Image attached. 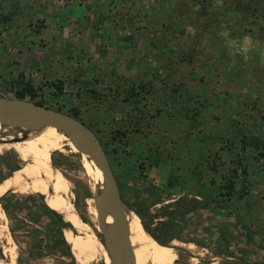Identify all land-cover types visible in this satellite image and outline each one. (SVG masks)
<instances>
[{
    "label": "rangeland",
    "instance_id": "rangeland-1",
    "mask_svg": "<svg viewBox=\"0 0 264 264\" xmlns=\"http://www.w3.org/2000/svg\"><path fill=\"white\" fill-rule=\"evenodd\" d=\"M50 2V8L47 9L50 12L44 15V13L40 14L37 10L33 14L31 13L32 10L25 8L29 7L28 4L31 3L29 0H0V3H3L2 11L11 13V17L13 16L11 29L15 30L13 33L11 31H0V97L13 98V93L18 88L14 82L19 69L23 74V81L28 79L33 83L37 79H40L43 83L48 82L55 74L56 77H60V73H62L61 76H63L64 81L63 94L57 101L60 104L64 102L66 106L77 108L81 117L80 120L85 126H87V122L83 120L84 118L92 121L98 119L96 114L91 115L92 106H95L96 103L94 101L88 103V100L83 97L86 94L85 88L96 89L98 93H104L107 88H114L117 80L112 81L111 78H113L115 71L114 67H117V58L114 59L112 64L114 67L110 65L108 71L105 70L103 73L104 76L108 75L110 81L107 83L101 81L102 78H98V75H95L93 80L89 79V82L86 83L84 73L97 70L93 64H87L85 68L82 60L79 64L74 63V60L78 58L75 59L80 49L79 45L73 41L69 43L61 42L63 50H58L61 61L53 62L54 56L48 54L51 52L50 48L47 49V54L40 51L41 58L34 60L32 57L36 54H32V51L29 50H33L34 46L37 47L40 40L45 41L47 47L50 42L46 39H51L50 36L53 35L55 30V23L58 22L63 26L68 24L72 27V31L86 35L87 43H90L95 53L100 55V51L103 53L100 50L103 46L99 47L100 45H106L111 40L112 42L114 40L125 41L128 44V49L122 45L119 48L123 49V53L128 54L127 65L133 68L135 66L134 57L139 55L141 59H145L147 57L146 50L151 42H155L157 45L156 42L160 41L162 47L174 51L175 45L183 44L189 38L191 29L186 24L176 21L177 8L183 12L188 8L198 11V6L194 5L192 0L181 1L184 6L180 5V0H51ZM218 2L219 0L213 1L216 6H218ZM17 3H20L21 6L20 9L15 10L17 9ZM38 5L31 8L40 9ZM52 13H54L53 16L50 15ZM33 16L35 19L44 17L45 21L44 28L40 29L41 34L38 36L37 42L32 41L35 44L34 46L30 44L28 38L21 37L23 27L20 26V19H30ZM224 16L227 17L223 20L219 18L218 25L213 27L209 31L210 34L207 33L204 37L203 51H209L211 54L209 59L211 60L224 47L225 55L232 58L228 63V67H233L234 70L229 73L226 70L225 74V81L230 77H236V81L228 89L231 93L220 94L221 89L214 87L209 80L210 75L214 72V66L211 68L208 65L207 67L202 65L208 73V80L189 82L193 84L194 94L197 96L202 95L201 99L198 98L200 102L186 103L187 91L183 88L178 90L179 95H181L178 103H171L167 96L161 95L156 101V108L160 111V116L157 117L159 125L155 127L153 123H148L142 127L143 132L152 129L157 133L159 140L171 142L168 144L170 147H167L159 153L158 158L156 156L154 159L151 156L148 157L150 152L147 151V149H152L155 146L151 141H154V138H147L145 144H141L138 139L134 138L125 148V152L128 153L127 157L123 158L118 154L108 155L110 163L114 167L117 185L120 186V189L118 188L119 194L123 196L122 198L127 203L132 204L134 201H142L150 204L154 195L149 194L147 190L157 189L154 192L158 201L148 208L147 213L151 217L150 219L146 218L144 221L147 225V231L145 232L150 237L154 235L159 241H163V245H168L171 240L177 242V244L180 243L174 248L177 254L175 264H190V258H194L198 264H264V253L262 255L254 253L249 257H243L239 252L230 255L227 251L228 254H221L219 250L213 247V239L210 235L204 236L201 229L206 226L205 224L210 225L212 223L210 221L214 217L212 215L215 213L214 207H209L207 210L203 209L200 212L196 211L191 215L192 217L190 214L184 215L180 220L178 219V222H175L176 219L174 218L177 216H174V214H176L177 208L172 207L170 204L171 201L177 198V195H184L182 199L192 197L188 195L191 192L186 184L191 180V174L195 175L193 167H196V161L199 160L197 156H200V160L205 159L206 153L216 148L217 143L215 140L219 141L222 135L233 132L243 134L246 139V148L242 155L248 167L247 189L244 196L247 195L248 190L250 191L249 188L255 190L254 185H264V124L260 118L261 101L264 100V44L256 43L253 39L229 40L228 31L231 26L230 19L233 18V15L226 12ZM122 19L124 20L122 21ZM83 22L86 24L84 27ZM105 22H108L106 26L103 25ZM170 22L174 24L171 28H167ZM72 23L78 24L74 25ZM79 25H81V28H77ZM259 25L263 26V23L255 21L248 27L258 31L257 26ZM106 29L112 31L108 33ZM120 29L126 35L121 34ZM72 31L69 33L70 35H73ZM117 32L120 35H117ZM14 33L18 35L19 39L14 38ZM5 42L14 46H4ZM27 49L28 51H26ZM122 51L118 50L117 54L120 55ZM35 52L37 53V50ZM38 56L36 55V58ZM66 58L70 59L68 66H65L67 63ZM16 62L20 63V65L17 63L20 68L18 65H14ZM63 66H65V71L62 69ZM76 71H79L80 82L73 80ZM184 71L185 68L181 73L183 74ZM185 72L188 73V71ZM76 75L75 77H78ZM220 75H222L220 77L222 80L224 74ZM145 78L151 77L146 73ZM133 84L135 85L136 81ZM159 90L160 88H157L158 92ZM118 91L120 90L118 89ZM105 104L108 105V101H105ZM43 105L49 106L46 102ZM170 105H173V107H170ZM185 108L190 113H193V110L196 111H194L196 114L194 121H186L183 116L186 113L184 112ZM98 113L102 119L107 117V113L102 109ZM112 115L116 118L122 117L119 110L116 109H114ZM170 116L173 117L170 118ZM107 120L109 119L107 118ZM130 121L131 119L127 122V125H130ZM188 122L191 125H188ZM194 124H197V127L194 128ZM17 133V129H6L0 132V145L6 144V138H13ZM155 133L151 135H155ZM106 134L107 129L104 135ZM239 146L240 144L235 145L236 149ZM234 152L236 151L234 150ZM253 159L258 163L256 166ZM21 164L22 162L16 158L11 150H1L0 180L12 172L11 167L19 168ZM50 164L67 180L69 200L74 212L80 220L87 223L89 212L85 201L92 197L93 190L90 191L92 180L85 174L80 165L79 156L64 147L62 152H52L50 154ZM149 166L152 168L148 169ZM154 167H159L160 174L161 171H164L167 173L165 177H169L168 180H173V182L170 181L172 182L171 187L166 184L161 185L160 178L164 177L159 175L157 173L158 168L155 169ZM174 168L178 172L175 173ZM241 180L242 178L239 175L236 182L240 183ZM176 191H180V193ZM163 192L169 193L170 196L165 197ZM185 194L189 197H186ZM37 195L40 194L22 195L9 191L0 197V206L6 220L5 224L10 237L13 242L15 241V264H76L69 250L67 251L66 247L60 243L63 239L61 236L62 229H69L70 227L63 225L59 230L56 227L57 225L52 224L50 220L42 215L43 213H40L37 209ZM40 196L43 199V196ZM252 197L254 198V196ZM231 201L233 203L237 202ZM241 202L235 203L234 207H238ZM132 207L135 208L134 205ZM217 211L223 213L221 209ZM198 213H200V216ZM262 213L264 217V211ZM221 215L223 214L218 217H222ZM198 218L200 222L194 224ZM55 221L57 220L55 219ZM57 222L68 225L62 219ZM174 225L178 228L179 233L174 229ZM71 232L76 233L73 229H71ZM174 234H177L176 236L179 239H174ZM196 241L202 242L197 244ZM57 244L59 247H57ZM189 244H192L195 248L188 249L187 245ZM0 258H2L1 248ZM94 264H101V262L98 261Z\"/></svg>",
    "mask_w": 264,
    "mask_h": 264
},
{
    "label": "trees",
    "instance_id": "trees-1",
    "mask_svg": "<svg viewBox=\"0 0 264 264\" xmlns=\"http://www.w3.org/2000/svg\"><path fill=\"white\" fill-rule=\"evenodd\" d=\"M181 1L185 2L187 0H180V5L184 6ZM192 1L194 2V5L198 6V11H195L193 8H186L187 10L185 9V12L178 8L176 9V21L186 24L191 29V33L186 42L175 45L174 51L168 50L167 47H162L160 41L156 42L158 43L157 45L155 42H151L149 44L150 46L148 45L149 47L147 51L149 54H147L146 59H141L137 56L133 59L135 64L134 71L129 73L125 71L126 73L123 72V74H120V71L118 72L114 88L106 89L104 93H98L95 89L85 88L86 94H84L83 97L88 100V103L91 101L96 103L95 106H92L93 109L91 115L96 114L98 119L92 121L84 118L83 120L87 122L86 127L89 128L99 140L115 179L116 174L114 172V167L110 163L108 155L118 154L123 158L127 157L128 153L125 152V148L132 140H134V138L138 139L141 144H145V141L148 140L147 138L149 137L154 138V141H151L155 146L152 149H147V151L150 152L148 153V157L151 156L154 159L156 156L158 158L159 153L167 147H170L168 144L171 142L168 143V141L159 140L157 133L152 131V129L143 132L142 128L148 123H153L155 127L159 125L157 117L160 116V111L156 108V101L161 95L167 96L171 103H178L179 97L181 96L179 95L178 90L183 88L187 91L185 99L186 103L193 101L200 102L198 98L201 99L202 95H195L192 90L193 84H190L189 82L193 83L199 82L198 80H200V82L208 80V73H206V70L202 65L205 67L208 65L211 68L214 66V72L210 75L209 80L214 87L216 86L221 89L220 94L230 92L228 89H230L229 87L232 86L231 84L236 81V77H230L225 81V74L226 70L227 73L234 70L233 67H228V63L232 58L225 55L224 47H222L220 53L217 56L212 57L211 60L209 59L211 56L209 51H203L204 37L207 33L210 34L209 31L213 27L218 25L219 18L221 20L225 19L227 17L224 16L226 12L233 15V18H229L231 25L230 30L228 31L229 40L243 41L245 40V37H249L251 40L253 39L256 41V43L264 44V0H219V4H217L218 6L213 3L214 0ZM42 4L45 5L46 9L50 8V0H44ZM2 5L3 3H0V31H11L13 33L15 32V30L11 29L13 16L11 17V13L3 12ZM123 20L124 19H122V21ZM255 21L263 23V26H257L258 31L248 27ZM44 23V17L41 19H35L33 16L30 19L23 20V22L20 19V26L23 27L21 37L26 39L29 35L35 37L39 36L41 34L40 29L44 28ZM173 24V22H170L169 27L167 28H171ZM38 42L39 45L37 47L34 46V49L32 48L33 50H29L30 52L32 51V54L35 53L36 55H39L37 58L36 55L33 56L32 58H34V60L41 58L42 55L40 51L44 52L46 49L45 41L40 40ZM35 50H37V53ZM125 58L126 60L129 59L127 56ZM119 68V70H122L120 65ZM183 68H185V71H188V73L184 71L182 74L181 71ZM222 68L225 69L220 70ZM1 71L4 74L3 70ZM146 73H148L151 78H145ZM61 74L62 73H60V77H56L55 74L48 80V82L43 83L40 79H37V81L33 83L28 79L23 81V74L22 72H19L14 82L18 88L14 91L13 98L20 100H25L27 98L28 101H32L38 105H43L46 102L49 104L48 107L50 109L65 113L81 122V117L79 116V110L77 108L66 106V103L64 102L63 104H60L57 101L63 94V76H61ZM220 74H224L222 80L220 78L222 75ZM134 81H136L135 85L133 84ZM224 81L225 83H223ZM157 88H160L159 92L157 91ZM118 89L120 91H118ZM105 101H108V105L105 104ZM170 107H173V105H170ZM261 108L260 118L261 122L264 124V100L261 101ZM101 109L107 113V117L104 119L98 115V112ZM114 109L117 111L119 110L122 117L116 118V116L112 115ZM186 110L187 109L185 108L184 112L186 113L183 114L186 121H194L196 115L194 113L195 110H193V113ZM108 111L110 112L108 113ZM171 117L173 116H170V118ZM107 118L109 120H107ZM130 119V125H127V122H129ZM147 119L149 120L147 121ZM189 124L191 125L190 122H188V125ZM196 125L194 124L193 127L195 128ZM106 129L107 134L104 135ZM154 133L155 135H151ZM215 142L217 143L215 145L216 148L207 152L205 159L200 160V156H197V159H199L198 161L201 164V168L199 169L200 172L198 173L197 171H194L195 175L191 174V180L186 184L191 192V194H188L191 195L192 198L178 199L170 203L172 207L178 209V211L176 209V214H174V216H177L174 218L176 219L175 222H178V219L180 220L184 215H188L194 211L200 212L203 209L207 210L209 207L224 210L231 209L232 211L238 209L237 206L234 207V205L235 203L242 201V198L245 195V190L247 189L246 176L248 175V167L242 157L246 148V139L243 134L233 132L222 135L219 141L215 140ZM237 144H240L238 149L235 147ZM234 150L236 152H234ZM11 168V171L18 169L16 167ZM149 168L151 169L152 167L149 166L148 169ZM154 168H158L159 171H157V173L164 177L160 178L161 185L163 186V184H166L171 187L173 180H168L169 177H165L167 176V173L161 171L160 174V168ZM174 170L175 173L178 172L175 168ZM239 175L242 178L240 183L236 182ZM192 178L194 183L191 182ZM203 180H205V182H203ZM30 183V178L21 172L15 173L13 179H11V176H8V178L5 177L0 180V186L9 188L12 193L14 192L16 185H20L24 190L28 186H31ZM118 188L120 189L119 185ZM147 191L149 194L154 195L150 204L142 201H134L130 204L122 198V195H120L127 209L132 211L139 218L144 231H147V225L144 221L146 218L150 219L151 217L147 213L148 208L158 201L154 192L157 191V189L151 188ZM163 193L165 197L170 196L169 193ZM19 194H24V192L21 190ZM195 197L199 199L197 200ZM36 199L38 211H40V213L42 212V215L50 220L52 224L57 225L56 227L59 230L63 225L69 227L66 224L55 221L51 211L43 205L40 195H37ZM231 200L237 202L233 203ZM133 205L135 208L132 207ZM234 214L235 225L246 233L245 230L248 229L249 226L245 224L244 219L239 218V215H237L236 212H234ZM174 229L179 233V230L175 225ZM248 231L247 233H249ZM176 235L177 234H174L173 238L179 239ZM151 237L156 242L163 245V241H159L154 235ZM217 241L218 243L221 242L224 244L226 249L232 243L230 237H227L224 232L220 233L217 237ZM60 243L64 245L66 247L65 249L68 251V246L65 245L63 239H61ZM57 247H59L58 244Z\"/></svg>",
    "mask_w": 264,
    "mask_h": 264
},
{
    "label": "bare ground",
    "instance_id": "bare-ground-1",
    "mask_svg": "<svg viewBox=\"0 0 264 264\" xmlns=\"http://www.w3.org/2000/svg\"><path fill=\"white\" fill-rule=\"evenodd\" d=\"M3 131L0 127V132ZM10 139L12 137L6 138V141ZM64 147L79 156L80 165L84 169L85 174L92 180V183L90 182V191L93 190L94 185L101 183L100 172L84 155H80L76 151L63 132L57 131L53 127L48 126L33 131L28 134L26 139L21 141L1 144L0 151L11 150L16 158L22 162L19 168L12 172L19 171L30 178L34 192L24 194L36 193L42 195L43 205L49 211L58 214L62 221L69 225V229H62L61 236L65 245L68 246L74 262L76 264H94L100 261L101 264H107L108 258L100 243L101 236L98 232L92 199L89 198L85 201L89 212V220L86 223L80 220L74 212L69 200V184L67 180L50 164V154L52 152H62ZM1 195L3 194L0 193ZM126 215L133 264H175L177 254L174 248L180 243L177 244V242L171 240L168 245L159 244L144 231L139 218L133 212L130 211ZM106 223H110L109 217L106 218ZM71 229L76 233H72ZM14 242L0 214V248L2 255L0 264H15L16 246ZM187 248L192 250L195 247L189 244ZM189 263L198 264L194 258H190Z\"/></svg>",
    "mask_w": 264,
    "mask_h": 264
},
{
    "label": "water",
    "instance_id": "water-1",
    "mask_svg": "<svg viewBox=\"0 0 264 264\" xmlns=\"http://www.w3.org/2000/svg\"><path fill=\"white\" fill-rule=\"evenodd\" d=\"M48 126L63 132L76 151L84 155L101 174V183L94 185L91 198L107 264H133L126 219L130 211L120 197L116 179L96 136L80 121L65 113L26 99L0 97L1 129L18 130L17 135L6 143L24 140L31 132ZM41 201L43 203L44 200ZM51 213L57 221L61 220L58 214ZM107 217L110 223H106Z\"/></svg>",
    "mask_w": 264,
    "mask_h": 264
},
{
    "label": "crops",
    "instance_id": "crops-1",
    "mask_svg": "<svg viewBox=\"0 0 264 264\" xmlns=\"http://www.w3.org/2000/svg\"><path fill=\"white\" fill-rule=\"evenodd\" d=\"M29 2H31L28 4L29 7H25V8L32 10L31 13H33V14H34V12L36 13V10L40 14L44 13V15H45V13L50 12V11H47V9L45 8V5L42 4L44 2V0H29ZM37 5L40 7V9L39 8L35 9V7L33 9L31 8V7L37 6ZM42 5H44V6H42ZM20 6H21V4L17 3V9H15V10L20 9ZM23 15H24V13H23ZM50 15L53 16L54 13H52ZM70 20H71V18H70ZM53 21H54V17H53ZM22 22H23V20H22ZM77 22L79 23V21H77ZM78 23H72V24L77 25ZM107 23L108 22H105L103 25H107ZM82 25L84 27V25H86V24L83 22ZM71 28L72 27H70V25H68V24L63 26L62 24H58V22H56L53 35L50 36L51 39H49V38L46 39L50 43L47 44V47L43 53L47 54V49L50 48L51 52L48 54H51L54 56V58L52 57L53 62L54 61L55 62L61 61L60 56L58 55V50H61V51L63 50L61 42L69 43V42L73 41L74 43L79 45V49H80L78 56L75 57V59L77 57L79 59L77 58L76 60H74V63L79 64L80 61L82 60L85 68L87 67V64H93V65H95V68L97 70V71L93 70L94 72H91V73L90 72L84 73V75H85L84 78H85L86 83L89 82V79L93 80L95 78V75H98V78L101 77L102 78L101 81L103 80V82H105V83L110 81L108 78V75L104 76L103 73L105 72V70L108 71V69L110 68V65L113 64L115 58H117V63H116L117 67H114L112 65L115 68L114 74L112 73L113 74V78H111L112 81L113 80L115 81L117 79L116 76L118 75L119 71H120V74H123V72L126 73L125 71H127L128 73L134 71L135 66L133 68H130V66L128 67V65H127L128 61L126 60L125 57L126 56L128 57V54L123 53L124 52V51H122L123 49L119 48L120 45L126 46V48H127L128 44L125 41L120 42L118 40H116V41L114 40V42H112V40H111L110 43H107V44L105 43L106 45H104V44L100 45L99 47L103 46L102 49L100 48V50L103 51V53L100 51V53H101V55H100L98 53H95V51L93 50V46L90 43H87L86 35L79 34L77 31H72ZM77 28H81V25H79ZM115 28H116V26H115ZM106 30L108 31V33H110V31H112L111 29H106ZM116 30H118V29H116ZM71 31L73 32V35L69 34V33H71ZM119 31L121 34L122 33L124 34V31L122 29H120ZM120 33L117 32V35H120ZM13 35H14V38H16V40L19 39L17 34L14 33ZM8 37H9V35H8ZM27 38H28L27 40L30 42V44H32V46L35 45L32 43V41H34L36 43L38 40V36L35 37L32 35H29ZM5 45L14 46V45L7 44L6 42L4 43V46ZM0 49H1V47H0ZM118 50L122 51V53L120 55L117 54ZM26 51H28V49ZM96 51H97V49H96ZM146 54H149V52L147 51ZM62 55H64V54H62ZM138 58H140L139 55H138ZM146 58L147 57H145V59ZM66 60L68 62H70L69 58H66ZM0 61H1V59H0ZM72 61H73V59H72ZM68 62L66 63L65 66H68L70 64ZM17 63L18 62H16L14 65H18V64L20 65V63H18V64ZM19 65H18V67L20 68ZM119 65H120V67H122L123 71L119 70L120 69ZM65 66H63L62 69H64ZM65 70L66 69H64L63 71H65ZM19 72H20V69H19ZM78 73H79V71H76L75 74H77L76 76H78V77H75V74H74L73 80L74 81L78 80V82H80ZM63 74H65V73H63ZM85 81H84V83H85ZM63 83H64V81H63ZM107 89H109V88H107ZM254 159H253V162H255ZM257 164L258 163L255 162V166ZM195 165H196V167L194 166L193 170L197 171L199 173L200 172L199 169L201 168L200 162L197 160ZM191 182L194 183L193 178H192ZM254 187H255V190H252V188H249L250 191L248 190L247 195L242 198L243 201L237 207L238 209L236 211H232L230 209H226V211H225L224 209H221V210H223V213H221V212L219 213V211H217L219 209H216V208L213 209L215 213L212 214V215H214V217H212V220L210 221V223L211 222L212 223L210 225L205 224L206 226L202 227V229H201L204 236H208V235L211 236V238L213 239V247L216 250H219V252L221 254L222 253L228 254V252H229L230 255H232V253L236 254L237 252H239L243 257H249L250 255H252L254 253L255 254L258 253L259 255L260 254L262 255V253H264V217L262 215L263 214L262 212L264 211V208H262V206H264V185L263 186L254 185ZM176 192L180 193V191H176ZM188 195H186V197H189ZM183 196L184 195H177V198H175V200H173V201H176L178 199H182ZM252 196H254V198ZM195 198L197 200L199 199L197 197H195ZM173 201H171V202H173ZM237 203H239V202H237ZM255 205H257L259 208ZM243 206L245 207L244 209H243ZM252 208H253V211L251 212ZM195 212L196 211L190 213V216ZM234 212H236L237 215H239V218L244 219L245 224H247L249 226L248 229H246L247 231L249 230L248 231L249 233H247L246 230H245L246 233H244V231H242L240 228H237V226L234 223V221H235ZM198 214L200 216V213H198ZM220 214H223V215H221L222 217H218ZM209 220H210V218L208 219V222H209ZM199 222H200V220L198 218L194 222V224L199 223ZM223 232L226 234L227 237H230V239L232 240V243L229 245V247H227V249L224 247V244H222L221 242L218 243V241H217V237L220 235V233H223ZM201 242L202 241H196L195 243L201 244Z\"/></svg>",
    "mask_w": 264,
    "mask_h": 264
},
{
    "label": "flooded vegetation",
    "instance_id": "flooded-vegetation-1",
    "mask_svg": "<svg viewBox=\"0 0 264 264\" xmlns=\"http://www.w3.org/2000/svg\"><path fill=\"white\" fill-rule=\"evenodd\" d=\"M2 166H3V164H2ZM17 172H19V171H17ZM17 172H11L9 175H7V176H5V177L8 178V176H11V179H13L14 174L17 173ZM12 174H13V175H12ZM26 176H27V175H26ZM5 177H4V178H5ZM30 185L32 186L31 183H30ZM31 186H28L26 189L23 190L22 187H21L20 185H16L13 193H18V194H19V193L21 192V190H22L24 193H33V192H34V190L32 189L33 186H32V187H31ZM9 191H10L9 188H4V187H1V186H0V193H1V194H5L6 192H9ZM0 197H1V196H0ZM0 214L2 215L4 221H6L1 206H0Z\"/></svg>",
    "mask_w": 264,
    "mask_h": 264
},
{
    "label": "clouds",
    "instance_id": "clouds-1",
    "mask_svg": "<svg viewBox=\"0 0 264 264\" xmlns=\"http://www.w3.org/2000/svg\"><path fill=\"white\" fill-rule=\"evenodd\" d=\"M245 39H246V40H250V38H249V37H245Z\"/></svg>",
    "mask_w": 264,
    "mask_h": 264
}]
</instances>
